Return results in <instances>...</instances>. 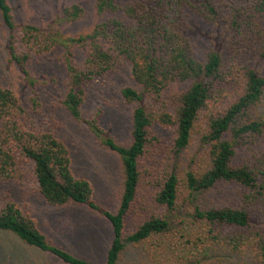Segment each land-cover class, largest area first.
<instances>
[{
    "label": "trees",
    "instance_id": "16d2710c",
    "mask_svg": "<svg viewBox=\"0 0 264 264\" xmlns=\"http://www.w3.org/2000/svg\"><path fill=\"white\" fill-rule=\"evenodd\" d=\"M94 9L105 18L68 37L61 29L82 19L81 5L18 25L0 0L8 60L31 89L26 106L0 82V183H31L49 207L81 206L102 217L112 233L104 264H117L128 247L143 248L152 264H223L224 253H251L264 264V0H94ZM196 19L221 38L204 61L192 45ZM50 54L65 74L59 108L118 156L113 212L71 172L61 124L37 119L43 83L30 67ZM126 67L135 86L120 95L132 107L131 130L119 143L101 127L100 111L86 119L82 108L91 86ZM2 233L63 264H95L55 245L9 195L0 205Z\"/></svg>",
    "mask_w": 264,
    "mask_h": 264
},
{
    "label": "rangeland",
    "instance_id": "374dc122",
    "mask_svg": "<svg viewBox=\"0 0 264 264\" xmlns=\"http://www.w3.org/2000/svg\"><path fill=\"white\" fill-rule=\"evenodd\" d=\"M125 1L118 0L120 4ZM8 2L18 25L49 22L64 7L73 4L81 5L84 8L82 19L65 25L61 29V33L68 37L89 33L96 23L105 18L96 14L94 0H8ZM220 39L214 27L199 19L195 20L192 45L198 60L204 61L207 51L218 45ZM8 41L9 32L0 24V82L10 87L28 106L31 89L25 83L16 65L8 60ZM55 56L50 54L30 67L32 76L43 83L36 90L43 104L37 119L45 122L53 119L61 124L62 127L57 131V135L69 149L71 172L76 178L84 179L90 184L93 199L102 209L113 212L118 206L121 187L118 156L97 143L88 125L77 123L59 108L64 95L65 74ZM83 57L84 54L79 53L77 61L81 62ZM126 86H135L129 67L121 69L108 80L98 81L91 86L82 108V115L86 119L92 118L96 112L100 111L101 127L119 143H125L129 139L131 130L132 107L126 105L120 95L121 89ZM184 86L180 85L178 88ZM259 111L264 113V96ZM161 135L168 139L172 133L162 131ZM4 195H9L20 209L31 213L40 230L55 245L79 258L95 264H104L112 233L109 223L98 214L81 206L49 207L40 198L35 185L31 183H0V205L3 204ZM223 256L225 257L223 264H256L251 253L240 255L224 253ZM0 264L63 263L37 249L25 246L9 234L2 233L0 234ZM117 264L152 263L143 248L128 247Z\"/></svg>",
    "mask_w": 264,
    "mask_h": 264
}]
</instances>
